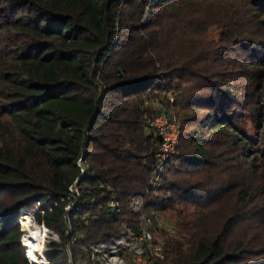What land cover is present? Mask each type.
<instances>
[{
  "label": "trees",
  "instance_id": "16d2710c",
  "mask_svg": "<svg viewBox=\"0 0 264 264\" xmlns=\"http://www.w3.org/2000/svg\"><path fill=\"white\" fill-rule=\"evenodd\" d=\"M201 3L0 0V264H30L17 218L36 204L37 222L60 238L46 244L50 264H69L86 243L123 223L138 230L146 217L164 255L155 264H264V167L244 157L252 179L233 185L236 199L214 228L209 201L226 186L205 179L213 145L202 136L198 149L189 128L202 123L234 141L226 123L248 115L257 126L261 99L251 95L264 69L248 56L203 67L213 54L168 59L160 47L171 11ZM159 105L178 118L180 142L155 171L160 136L148 124ZM167 210L175 219L165 227ZM254 225L263 237L255 258L245 233Z\"/></svg>",
  "mask_w": 264,
  "mask_h": 264
},
{
  "label": "rangeland",
  "instance_id": "374dc122",
  "mask_svg": "<svg viewBox=\"0 0 264 264\" xmlns=\"http://www.w3.org/2000/svg\"><path fill=\"white\" fill-rule=\"evenodd\" d=\"M165 19L167 21L161 29L160 47L166 58L170 59L178 55L181 57L198 55L197 57H199L205 53L211 57L213 54L214 56L211 58L214 59H210L203 64V67H210L213 64L218 65L221 61H227L228 63L238 62L241 57L248 56L250 60L255 61L260 68L264 69V0H202V3L198 6L171 11ZM242 41H247L248 43L246 44L248 46L242 45ZM253 44L254 46H252ZM251 47L256 49L253 52L255 54L253 57L251 56V49H253ZM233 69L236 68L233 67ZM237 75L236 73L234 75L231 74V76ZM232 82L240 83V80H232ZM253 93L251 95L253 98L259 97L261 99V106L259 107L261 111L260 121L255 126L248 115H242L240 117L242 122L239 123L241 125L237 124L236 126L235 122L226 123L224 129L226 132L234 135V141L224 139L225 137H221L214 132L215 129L205 127L202 123L200 125L189 126L190 129H195L192 131V138H194V144H196L198 149L202 136H207V142L209 143L210 141L213 145L211 146L213 150L210 149V153H213L215 157L211 164L208 163L207 165L209 168L205 170V179L211 183L213 189L226 186V191L218 195L213 201H209V220L212 226L214 225V228H217L216 223L218 221L219 210H228V207L236 199V192L232 188L233 185L241 179V176L244 178L249 177L248 180L252 179L248 172L250 170L249 164L243 163L244 157L250 158L254 156L259 161L257 163H259L260 167L261 165L264 167V84L262 83L258 90ZM234 96L238 97L239 92H234ZM172 97V95L171 98L168 97V100L172 99ZM237 99L239 100V98ZM208 123V120L205 121V125H208ZM225 140L227 142L223 143ZM37 205L26 208V210L31 211L34 215ZM164 214L166 217H163V220L161 219L160 222H163V225L168 227L170 226L168 219L174 220L175 213L167 210ZM250 214L251 222L257 223L262 219L253 206L250 207ZM34 217L31 220L24 219L22 221L25 222L23 226L20 224V221H17L23 232L20 241L26 256L27 254L29 255V251L28 247L24 244V239L28 236V226L31 227L29 229H44V237L40 245L41 253L40 255H36L37 261L33 260L30 263L41 264L40 259L45 258L49 260L45 255L48 241H59L60 238L50 228L46 229L42 227L41 223L37 222ZM142 225L149 227V225L145 224V220H142ZM124 227L123 223L121 228H123V231H127ZM256 227L254 225L253 228L245 231L247 236L252 237V250L249 254L254 258L261 256V248L257 249L255 247L263 241L262 229ZM257 230L259 231L258 233H256ZM152 235L153 237L155 236L153 233ZM148 243L147 239L131 235H128V237L127 235L113 237L111 241L108 238L106 240H92L84 246H87L86 249H97L101 254H94L87 259L85 257L86 249L83 246V249H81L83 251L81 252H84L85 256L80 252L76 255H71V257L68 256L67 260L69 264H100L102 256L106 255L107 257L111 255L116 256L115 258L121 257L129 261L133 254L134 246L141 247L144 255H151Z\"/></svg>",
  "mask_w": 264,
  "mask_h": 264
},
{
  "label": "built area",
  "instance_id": "2783aa9c",
  "mask_svg": "<svg viewBox=\"0 0 264 264\" xmlns=\"http://www.w3.org/2000/svg\"><path fill=\"white\" fill-rule=\"evenodd\" d=\"M168 97L171 98V94H168ZM160 106V110L157 114L154 115V117L149 121L148 127L154 129L157 134L160 136V143L158 146L157 150V157H158V162L154 167L155 171L162 170L164 167V164L167 162V160L177 152L178 145L180 142V122L178 118L174 114H170L166 112L163 108V106ZM78 165L80 166L81 172L84 170V165L82 164V161L79 159L78 160ZM155 178H158V175H155ZM77 179L74 181L73 184L69 186V191L71 193L72 197H75L78 194V189L76 186ZM74 204L73 200H70L66 205L65 209L68 210L70 209ZM26 212V213H25ZM29 217V218H28ZM34 217V215L31 213V211L23 210L22 213L19 215V219L17 218L18 221H20V224L23 226L24 219L31 220ZM35 218V217H34ZM145 224L149 225L150 224V218L146 217L144 218ZM28 222V221H27ZM41 226L44 228L45 227L43 223H41ZM127 231H123V228H121L119 233L113 234L108 238V240H112L113 237L116 238L118 236H124V235H131V236H136L141 239H147L149 241V251L151 255H144V251L141 247H133V254L130 258V260L123 259L121 257L115 258L116 256H107L104 255L102 256V261L100 264H155L153 260H162L164 255L161 249V245L158 243L154 242V237L152 235L151 230L148 227L142 226L139 227L138 230L132 229L130 226L125 225ZM101 239V240H106ZM103 242V241H100ZM25 244V243H24ZM87 246L84 248L86 249ZM91 248V247H90ZM94 254H101L100 251L96 249H86V258L89 259L92 255ZM26 256V255H25ZM71 257V255H69ZM154 259H153V257ZM27 259L29 263H32V258L30 255L27 254ZM32 259V260H31ZM41 264H50L49 260H46L45 258L40 259Z\"/></svg>",
  "mask_w": 264,
  "mask_h": 264
},
{
  "label": "bare ground",
  "instance_id": "6f19581e",
  "mask_svg": "<svg viewBox=\"0 0 264 264\" xmlns=\"http://www.w3.org/2000/svg\"><path fill=\"white\" fill-rule=\"evenodd\" d=\"M25 222H23L24 224ZM28 226V224H27ZM31 227L28 226V236L24 239L25 246L28 247L30 257L37 261L36 255H40V245L44 237V229L36 228L29 229ZM29 239V240H28ZM28 240V241H27ZM27 241V242H26ZM32 260V261H33Z\"/></svg>",
  "mask_w": 264,
  "mask_h": 264
}]
</instances>
